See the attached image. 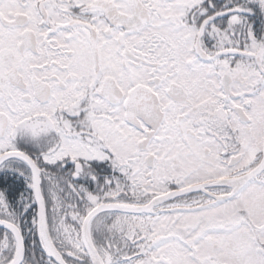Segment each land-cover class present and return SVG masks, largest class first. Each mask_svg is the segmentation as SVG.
Returning a JSON list of instances; mask_svg holds the SVG:
<instances>
[{"label": "snow or ice", "instance_id": "6c2138e0", "mask_svg": "<svg viewBox=\"0 0 264 264\" xmlns=\"http://www.w3.org/2000/svg\"><path fill=\"white\" fill-rule=\"evenodd\" d=\"M0 264H264V0H0Z\"/></svg>", "mask_w": 264, "mask_h": 264}]
</instances>
